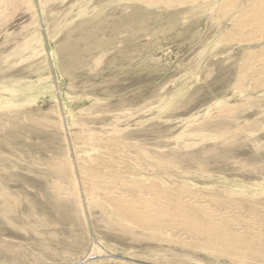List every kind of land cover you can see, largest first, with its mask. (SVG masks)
<instances>
[{
  "label": "rangeland",
  "instance_id": "374dc122",
  "mask_svg": "<svg viewBox=\"0 0 264 264\" xmlns=\"http://www.w3.org/2000/svg\"><path fill=\"white\" fill-rule=\"evenodd\" d=\"M0 264H264V0H0Z\"/></svg>",
  "mask_w": 264,
  "mask_h": 264
},
{
  "label": "bare ground",
  "instance_id": "6f19581e",
  "mask_svg": "<svg viewBox=\"0 0 264 264\" xmlns=\"http://www.w3.org/2000/svg\"><path fill=\"white\" fill-rule=\"evenodd\" d=\"M117 205H119V206H117L116 210L118 211V213L122 217H125L127 219H128V217H132L135 221H137L142 226H147L149 228L154 227L158 224L157 219L150 218L144 211H140V212L136 213V208L134 206V202L122 203V201L121 202L118 201ZM169 210H171V209H169ZM185 220H186L187 225L195 233H198L201 235H206L205 232H207L208 230H203L202 228H200L198 223L194 219H189L188 216H185ZM92 254H93V252L89 253L88 258H90V255H92Z\"/></svg>",
  "mask_w": 264,
  "mask_h": 264
}]
</instances>
